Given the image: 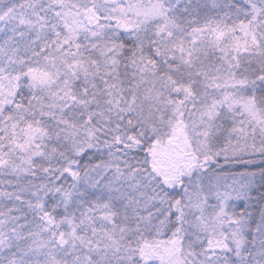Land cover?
Masks as SVG:
<instances>
[{"label":"snow or ice","instance_id":"snow-or-ice-1","mask_svg":"<svg viewBox=\"0 0 264 264\" xmlns=\"http://www.w3.org/2000/svg\"><path fill=\"white\" fill-rule=\"evenodd\" d=\"M0 264H264V0H0Z\"/></svg>","mask_w":264,"mask_h":264}]
</instances>
